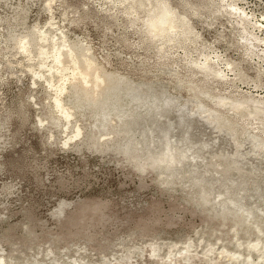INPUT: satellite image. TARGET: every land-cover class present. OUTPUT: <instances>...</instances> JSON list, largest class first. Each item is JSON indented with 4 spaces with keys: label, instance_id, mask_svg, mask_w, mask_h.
Instances as JSON below:
<instances>
[{
    "label": "rangeland",
    "instance_id": "1",
    "mask_svg": "<svg viewBox=\"0 0 264 264\" xmlns=\"http://www.w3.org/2000/svg\"><path fill=\"white\" fill-rule=\"evenodd\" d=\"M0 260L264 264V0H0Z\"/></svg>",
    "mask_w": 264,
    "mask_h": 264
},
{
    "label": "bare ground",
    "instance_id": "2",
    "mask_svg": "<svg viewBox=\"0 0 264 264\" xmlns=\"http://www.w3.org/2000/svg\"><path fill=\"white\" fill-rule=\"evenodd\" d=\"M175 17H176V14H175V11H174V9L170 6V5H168L167 3H166V1L164 2V1H161V3H159L158 5H157V12L154 14V15H152L150 18H149V24L151 25V27H152V29H154V30H159V31H161L162 33H165V32H167L168 30H172V29H174L176 26H177V24H176V19H175ZM27 46V45H26ZM25 47V46H24ZM60 49V48H59ZM70 49V48H69ZM73 51V50H72ZM71 51V52H72ZM47 52V51H46ZM58 52H61V50H59ZM64 52V51H63ZM43 53V52H42ZM68 53V52H67ZM56 54V53H55ZM64 54V53H63ZM69 54V53H68ZM72 54V53H71ZM61 55H62V53L61 54H58L57 55V61L58 60H60L61 58ZM63 58V57H62ZM78 60V59H77ZM56 61V60H55ZM61 61H63V59H61ZM76 61V60H75ZM61 64V63H60ZM76 64H77V62H76ZM78 65H79V63H78ZM90 65V64H89ZM53 66V65H52ZM57 66V65H56ZM91 66V65H90ZM75 67H76V65H75ZM80 67V66H79ZM89 67V66H88ZM77 68V67H76ZM89 68H91V67H89ZM85 69V71H86V68H84ZM88 69V68H87ZM74 70H76V69H74ZM73 70V71H74ZM75 72V71H74ZM73 72V73H74ZM83 72H84V70H83ZM87 73L89 72V70L88 71H86ZM90 73V72H89ZM98 75V73H95V75ZM96 75V76H97ZM88 76L89 75H87V74H85V75H83L82 77H83V79L85 80V82L86 83H88L89 85H90V83H89V80H88ZM96 76H92V77H96ZM99 77L100 76H102V75H98ZM97 76V77H98ZM65 77V76H64ZM79 78V77H78ZM90 78V77H89ZM101 78H103V77H101ZM100 78V79H101ZM80 79H81V76H80ZM92 78H90V80H91ZM96 79V78H95ZM93 80V79H92ZM98 80V79H97ZM101 81H104L103 79L101 80ZM80 82V81H79ZM91 82V81H90ZM98 82H99V84H100V81L98 80V81H95V84L93 85V86H95V87H93L92 89H96L97 87H100L99 86V84H98ZM85 83V84H86ZM103 83V82H102ZM107 83V82H106ZM85 84H81L82 85V87L84 88V85ZM87 85V84H86ZM89 85H87L88 87H89ZM63 86V85H62ZM91 87H92V85H90ZM103 86V85H102ZM66 87V86H65ZM86 87V86H85ZM87 87V88H88ZM61 88V87H60ZM87 88H85L86 89V92H88L89 91V89H88V91H87ZM63 89V88H62ZM65 89V88H64ZM91 88H90V90H92ZM98 90V89H97ZM62 91V90H61ZM83 91H85V90H83ZM87 94V93H86ZM93 94H94V92H93ZM102 95V94H101ZM102 97V96H101ZM57 98H59V97H57ZM56 100H58V99H56ZM62 101V100H61ZM56 102V101H55ZM63 104V103H62ZM62 104H61V102H60V100H58V105L59 106H61L62 108H63V106H62ZM232 106V105H231ZM236 108H240V106L238 107V106H235ZM66 108V107H65ZM66 110V109H65ZM69 116H70V114H69ZM104 124V123H103ZM80 130V129H79ZM78 132H80V131H78ZM79 135V134H78ZM167 153V152H166ZM172 156V155H171ZM161 157V156H160ZM173 157V156H172ZM161 159V158H160ZM165 158H163V160H164ZM159 160V159H158ZM156 161V160H155ZM165 161H166V159H165ZM1 261V260H0ZM3 262V261H2ZM2 262H0V263H2ZM2 264H4V263H2Z\"/></svg>",
    "mask_w": 264,
    "mask_h": 264
}]
</instances>
